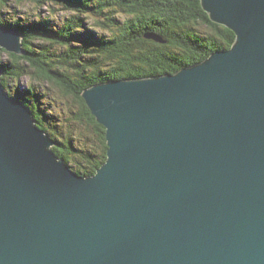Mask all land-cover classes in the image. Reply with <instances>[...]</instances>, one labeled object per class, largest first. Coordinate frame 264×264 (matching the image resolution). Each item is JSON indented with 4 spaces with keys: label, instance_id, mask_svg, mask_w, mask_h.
Listing matches in <instances>:
<instances>
[{
    "label": "water",
    "instance_id": "water-1",
    "mask_svg": "<svg viewBox=\"0 0 264 264\" xmlns=\"http://www.w3.org/2000/svg\"><path fill=\"white\" fill-rule=\"evenodd\" d=\"M201 4L231 48L82 92L106 127L92 176L0 66V264H264V0ZM0 47L24 54L21 30L0 23Z\"/></svg>",
    "mask_w": 264,
    "mask_h": 264
},
{
    "label": "trees",
    "instance_id": "trees-1",
    "mask_svg": "<svg viewBox=\"0 0 264 264\" xmlns=\"http://www.w3.org/2000/svg\"><path fill=\"white\" fill-rule=\"evenodd\" d=\"M0 0V11L10 2ZM40 7L63 5L72 15L56 29L47 18L0 23L17 27L23 35L24 54L8 53L1 78L21 79L25 74L50 82L74 97L79 105L75 118L93 125L99 151H82L80 160L71 166L83 176H92L107 160L106 127L92 114L82 92L89 86L121 78H141L180 69L206 59L217 50L229 49L236 34L215 23L203 9L201 0H29ZM95 15L101 33H88L86 17ZM86 29V30H85ZM85 30V31H84ZM151 35H159L158 41ZM59 48L63 51L58 52ZM5 52L4 48L0 47ZM32 110L36 123L56 140L52 148L59 158L71 162L76 149L54 135L40 117L35 88L22 99ZM34 100V101H33ZM75 155V154H74Z\"/></svg>",
    "mask_w": 264,
    "mask_h": 264
},
{
    "label": "rangeland",
    "instance_id": "rangeland-1",
    "mask_svg": "<svg viewBox=\"0 0 264 264\" xmlns=\"http://www.w3.org/2000/svg\"><path fill=\"white\" fill-rule=\"evenodd\" d=\"M0 15L5 18L6 23H13L18 20L35 22L47 18L51 26L60 29L63 21L71 16L72 12L63 5L54 4L40 7L35 2L26 0L23 3L10 2V5L0 11ZM95 17V15L86 17L88 30H85L88 33L103 32V29L96 26ZM61 51H63V48L58 49V52ZM9 52L8 50H5V52L0 50V63L7 61ZM7 79L9 85L4 87L8 94L15 98L23 99L28 90L35 88L39 98L37 109L40 112L41 119L58 139L71 143L76 149L75 155L70 154V156H73L71 162L68 163L65 160L69 165L74 167L75 163L82 160L77 157V155L84 154L80 150L85 152H87L86 150H89V152L100 150L94 126H89L86 121L75 118L79 105L74 97L64 94L63 90L53 83L35 80L28 74H25L21 79L10 77Z\"/></svg>",
    "mask_w": 264,
    "mask_h": 264
}]
</instances>
